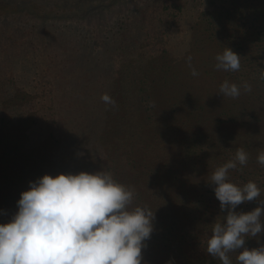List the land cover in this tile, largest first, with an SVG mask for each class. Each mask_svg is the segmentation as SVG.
Masks as SVG:
<instances>
[{"label": "trees", "instance_id": "1", "mask_svg": "<svg viewBox=\"0 0 264 264\" xmlns=\"http://www.w3.org/2000/svg\"><path fill=\"white\" fill-rule=\"evenodd\" d=\"M126 1L80 6L75 16L84 19ZM138 8L133 18L116 22L103 41L107 59L118 60L120 67L112 97L115 107L109 106L101 142L73 153L56 138L52 142L54 137L36 138V114H28L33 106L26 107L36 102L35 92L13 86L10 99L0 102L1 111L15 109L0 117V224L11 221L21 193L44 175L106 171L135 189L133 207L154 213L142 264H222L206 252L212 224L227 214L220 209L210 175L244 148L247 164L229 170L228 180L240 187L255 182L261 195L235 211H252L264 201V166L257 162V150L264 148V79L259 71L264 69L259 63L264 61V0H143ZM185 27L191 30L189 55L230 48L241 57L240 70L226 74L240 87L237 98L221 93L217 101L198 98L203 91L188 81L193 78L191 63H176L171 56L174 43H184L180 33ZM4 29L0 28V37ZM33 40L23 44L29 52L39 48ZM1 60L2 82L8 70ZM216 63L209 59L213 71ZM1 82L4 96L8 89ZM245 82L251 85L250 92L243 89ZM45 83L51 86L54 80ZM260 219L264 225V216ZM261 245L264 232L246 237L248 249ZM238 254L229 253L232 264H237Z\"/></svg>", "mask_w": 264, "mask_h": 264}, {"label": "clouds", "instance_id": "2", "mask_svg": "<svg viewBox=\"0 0 264 264\" xmlns=\"http://www.w3.org/2000/svg\"><path fill=\"white\" fill-rule=\"evenodd\" d=\"M217 70L239 71L241 57L230 48L215 57ZM264 63V61H259ZM264 79V69H259ZM191 74L197 76L193 68ZM243 89L251 91L245 82ZM219 92L237 98L240 87L225 80ZM101 99L115 107L107 94ZM154 107V102H150ZM257 162L264 166V148ZM248 153L238 148L233 159L217 167L210 184L220 202L223 221L212 224L206 252L222 264H232L229 253L238 252L237 264H264V245L245 247L246 237L264 232V201L249 212H237L246 202L257 201L261 190L249 181L242 187L228 180L229 170L246 165ZM135 189L117 182L110 172L44 175L21 193L18 211L0 224V264H142V249L153 232L154 213L133 207Z\"/></svg>", "mask_w": 264, "mask_h": 264}, {"label": "rangeland", "instance_id": "3", "mask_svg": "<svg viewBox=\"0 0 264 264\" xmlns=\"http://www.w3.org/2000/svg\"><path fill=\"white\" fill-rule=\"evenodd\" d=\"M142 1L119 2L102 12L97 10L79 19L75 16L77 8L100 6L102 0L80 3L68 0H0V28H5V34L0 37V60L3 59L8 70L4 73L5 80H0L8 94L2 96L4 91L1 92L0 102L10 99L13 86L35 92L36 102L26 107L33 106L28 114H36V138L54 137L52 142L56 138L61 146L73 153H80L101 142L110 106L101 97L107 94L112 98L115 94L120 67L118 60L107 59L103 41L116 22L122 18H133L134 12L141 10L138 7ZM20 31L26 36H21ZM76 33H80L78 38L74 36ZM190 33V27H185L180 33L184 43L180 46L174 43L172 59L176 63H191L190 71L194 68L198 72L191 81L188 79L203 91L196 97L221 100L219 88L225 80L230 83L226 77L228 71H213L209 59H215L222 52L211 49L210 54L194 52L189 55ZM31 39H34L32 43L39 45L35 52H29L23 46ZM42 39L43 42H39ZM47 80H54V84L50 86L45 83ZM186 85L193 88L190 83ZM213 92L215 96L211 95ZM50 107L52 109L48 113ZM13 112L14 108L0 110V117ZM1 200V203L5 202V198Z\"/></svg>", "mask_w": 264, "mask_h": 264}]
</instances>
